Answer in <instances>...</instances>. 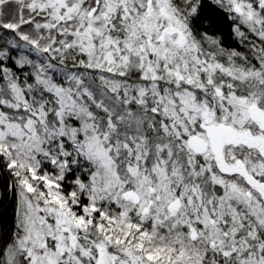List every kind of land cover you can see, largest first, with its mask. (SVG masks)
Instances as JSON below:
<instances>
[{
  "label": "snow or ice",
  "instance_id": "6c2138e0",
  "mask_svg": "<svg viewBox=\"0 0 264 264\" xmlns=\"http://www.w3.org/2000/svg\"><path fill=\"white\" fill-rule=\"evenodd\" d=\"M0 264H264V0H0Z\"/></svg>",
  "mask_w": 264,
  "mask_h": 264
},
{
  "label": "trees",
  "instance_id": "16d2710c",
  "mask_svg": "<svg viewBox=\"0 0 264 264\" xmlns=\"http://www.w3.org/2000/svg\"><path fill=\"white\" fill-rule=\"evenodd\" d=\"M233 46H235V45H233Z\"/></svg>",
  "mask_w": 264,
  "mask_h": 264
}]
</instances>
